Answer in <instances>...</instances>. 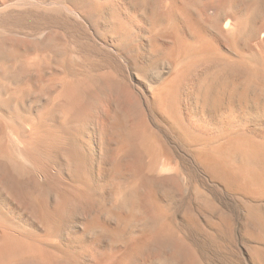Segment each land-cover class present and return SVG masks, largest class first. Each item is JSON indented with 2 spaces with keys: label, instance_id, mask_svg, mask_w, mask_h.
<instances>
[{
  "label": "bare ground",
  "instance_id": "1",
  "mask_svg": "<svg viewBox=\"0 0 264 264\" xmlns=\"http://www.w3.org/2000/svg\"><path fill=\"white\" fill-rule=\"evenodd\" d=\"M143 24L154 33L169 38L173 46L170 59H176L175 62L190 55L215 54L216 39L226 47H238L245 43L248 47H244L248 48L250 56L259 58L258 65L254 66L253 61H250L252 67H246L249 71L245 74L246 68L241 65L245 64L247 57L245 59L240 54L232 64L224 60V63L218 61L219 64L215 67L218 69L212 75L216 76L218 71L221 76L219 81L225 86L221 85L227 88L230 83V87L236 84L232 82L235 75L243 74L238 95L244 98L251 92L249 95L254 94L264 99V84L256 87L252 83L253 78L258 76L257 72L264 69V0H106L99 6L95 4V0H0V264H15L19 257L28 260L31 254L33 258L36 256L42 259V264L45 261L49 264H57V261L60 264H75L70 263V256H67L69 259L59 256L62 254L51 246L49 249L57 255L55 252H48V248H42L43 244L41 247L36 244L40 241L36 242L42 231H39L41 235L32 231L35 224L40 223L46 236V240L43 238L45 241L40 242H46L44 246L49 242L51 244L50 239L54 238L52 234L61 226L63 219L67 214L77 211L88 218V228L99 230L107 242L111 244L115 239L122 242L120 245L112 244L101 249L103 251L94 256L92 253L94 258L91 264H123L129 260L132 250L142 248H150L160 264H196L198 259L194 246L181 241L174 219L169 217L167 211L160 207L159 200L157 201V189H164L168 176L157 177L155 169V174L150 169L151 141L146 135L148 130L153 132V129L140 121L137 123L142 131L141 135L147 130L144 137H147L148 143L139 135L140 144L142 140L144 143L140 147L132 137V130L125 131L120 115L117 116L112 110H108L107 120L105 118V123L102 122L103 126L97 129V134L102 140L106 138L112 146L109 158L111 180L116 187L123 182L127 187L125 192L123 189L115 191L114 205L105 212L111 220V226L101 221V213L94 214L97 211L95 204L100 205L97 200L100 190L95 186L91 172V125L81 97L84 96L83 91L99 89L100 84L105 85L113 79L110 67L103 66L99 73H94L95 68H91L95 60L93 58L103 54L114 57L125 66L130 77L141 82L148 68L147 60L136 58L138 61L135 62L129 44L137 38ZM73 27L77 28V33L84 27L83 31L89 39L100 32L103 36L101 41L92 37L93 46L96 45L98 49H93L92 44L86 43L85 46V43L78 41L77 38L80 37H76V34L75 39L70 33ZM241 67L243 73L238 74ZM87 71H92L91 76L96 78L91 80L88 77L89 81ZM80 75L90 82L86 81L87 89L82 84L75 87L78 85L76 80L72 83L73 77L78 79ZM208 79L209 77L206 81ZM206 84H203L205 93L202 90V96L205 97V102L211 103L217 94L214 96V85ZM223 87L219 86L218 89ZM168 106L172 104L169 103ZM169 110L172 114L173 110ZM117 111L122 112L120 106H117ZM184 132L185 136L191 135L188 129ZM157 143L160 144V141ZM205 146L194 152L200 164L211 176L225 184L235 185L239 172L235 174L221 164V157H215L212 154L214 151L208 153L209 145L207 148ZM237 147L244 152L249 150L243 144H238ZM126 174L127 182L123 179ZM189 215L191 214L188 213ZM130 222H139L144 234L131 230L126 235L125 228ZM120 224L125 227H120ZM39 259L35 260L41 264Z\"/></svg>",
  "mask_w": 264,
  "mask_h": 264
},
{
  "label": "rangeland",
  "instance_id": "2",
  "mask_svg": "<svg viewBox=\"0 0 264 264\" xmlns=\"http://www.w3.org/2000/svg\"><path fill=\"white\" fill-rule=\"evenodd\" d=\"M105 1L95 0V4L99 6ZM83 29L85 28L83 27L82 31L77 33V28L73 27L70 33L74 37V34H76V37H80L77 38L78 41L85 43V46L92 44L91 47L96 49V45L93 46V38L101 41L103 36L98 32V35L95 33L96 36H92L93 38L89 39V36L85 34ZM79 33L82 36L85 35L82 37ZM138 33L137 38H134L129 46L135 62L141 59L147 60L146 77L144 76L145 78L143 77L144 79L142 78L141 82H136L129 76L130 73L128 74L125 66L116 61L114 57L111 56V58L107 54H103V56L93 54V56H96L93 58L95 60L91 64V68H95L94 73L96 71L97 73L101 72L99 70L107 66L113 72L111 76L113 79L105 85L100 84L101 88L99 89H94L91 92H87L88 90L83 91L85 98L84 96L81 97L85 103V105L83 103V108H87L86 112L91 125L89 131V138L93 143L90 149L91 153H89L91 172L94 176L95 186L100 190L97 195L100 205L98 204L97 206V203L95 204L97 211L94 214L101 213V221L111 226V220L106 213L114 205L112 204L115 200L114 193L119 189H123L122 191L125 192L127 187V184L124 182L116 187L114 181L111 180V176H109V158L112 146L106 138L102 140L100 135H98L99 130L97 131V129L103 126L102 122L104 121L105 123L108 113L115 111L117 116L120 115L119 119L125 131L129 132V130H132L131 134H133L132 137L136 140V143L140 144L138 138L142 132L139 129L140 127L137 126L139 121L153 129V132H151L152 130H146L148 132L146 136H149V141L153 142V144L149 142L152 152H150V169L153 171L155 169L156 174L155 171L153 173L156 176H168L167 181L169 180V182L166 181L167 185L165 184L166 182L164 183L167 187L164 186L163 190L157 189V201L159 200L160 207L165 212L167 211L166 213L169 217L172 220L174 219L173 223L179 230L178 234L180 236H178L179 238L181 237V241L183 240L185 244L194 246L193 248L198 259L196 264L197 262L198 264H264V99L254 94L249 95L251 92H249V96L247 95L244 98L238 95L242 82V67L240 73H238L241 75L233 77L236 79L232 81L233 84L236 82L233 85L234 87H230L232 85L230 83L227 85V88H224V83L219 81L221 76L218 71L216 76L212 75L218 69V67L215 69L216 65L224 62L231 63L240 54L244 55L243 58L245 59L247 57L245 64L241 65L244 69L252 67L250 61H253L254 66L258 65L259 58L250 56V53L247 52L248 48L245 49L246 47H244V45L247 46L245 43L238 47H226L219 39H216L217 41L214 40V43L217 44L214 45L217 49L215 54L211 56L190 55L191 57L180 58V61L177 60L178 62H175L176 59L174 61L172 57L170 59V56L173 54V46L166 35L154 33L144 24L142 25V30ZM85 36H87V39ZM219 45H222L221 48ZM223 60L224 62H222ZM218 61L220 62L218 63ZM254 61H256V64ZM248 62L251 63V66ZM246 64L249 66H245ZM246 71H249L248 68L244 70L245 74L247 73ZM263 71L258 72L262 74ZM258 72V76L252 80V83L256 87L264 84V74L261 76ZM86 73L89 75H86L87 78L91 77V80L94 79L95 76H91L93 75L92 71H87ZM82 76H77L78 79L73 77L74 80L71 78L73 80L72 83L76 80L78 84L75 87H79L81 84L84 86L90 81L89 78L88 81V79H85V76ZM205 76L209 77L208 81H206L208 77L206 79L203 78ZM210 77L211 79L213 78L215 83H212L213 81ZM77 80L80 82H77ZM86 81L88 82L86 83ZM208 83L214 85V96L217 94L216 97L218 98L216 99L215 97L211 103L205 102V97H203L205 93L203 84L209 85ZM219 86L223 88L218 89ZM165 98L168 99L172 106H168L169 103ZM163 100L168 104H164ZM117 106L121 107L122 112L117 111ZM169 109L173 110L172 114ZM128 126L131 128L129 129ZM187 129L191 135L186 134L185 136L186 131L184 132V130ZM146 131L143 132L146 134ZM144 133H142V137H144ZM149 133L152 135H149ZM141 136L140 138H142ZM146 138L144 137L145 141ZM157 139L160 141V144L162 143L161 145L157 143ZM95 140L101 141L100 145ZM147 141L145 143H148ZM142 142L138 146L141 147L144 144ZM238 144L245 145L249 150L247 152L240 150L237 147ZM205 145H209L208 153L214 151L212 153L214 156L221 157L219 158L221 164L225 165L232 172L234 171L235 174L239 172L237 174L238 181L235 185L225 184L216 177L211 176L200 164L201 162L197 159L194 152ZM207 146L205 147L207 148ZM210 147L215 148L216 151L218 150L217 152H221L217 154L215 150L212 149L211 151ZM152 164H156V166H152ZM123 179L125 182L128 181L127 174L123 176ZM165 189L169 190L165 191ZM170 190H173L172 194ZM99 206L100 208L103 207V209H100ZM188 213L192 216H188ZM83 216L78 211L67 214L63 219L64 222L62 221L61 226L52 234L54 238L51 237L52 235L50 236L51 244L47 238L49 242V244L47 242L49 245H46L47 247L44 246L46 242L41 243L46 240L43 226L40 223L35 224L40 230L35 227L36 229L34 228L32 232L39 234L42 231V235L39 234L42 237L39 236L38 240H36L35 233L33 234L36 242L41 241L36 244H40V247L43 244L42 248H45V250L52 247L53 250L62 254L59 255V253V256H66V258L70 256V263L91 264L93 263L92 258H94L92 257V253L94 256L95 253L103 251L106 247L112 246V244L120 245L122 243L120 239L113 240L111 244L107 242L99 230L97 231V229L91 227L88 228V218ZM85 227L88 229H85ZM120 227L124 228L125 225L120 224ZM142 229V225L139 222H130L129 226L125 228V233L127 235L128 232L134 230L137 233L144 234ZM29 232V236H31V230ZM23 239L28 241L27 238ZM50 251L55 252L52 249L48 250V252ZM32 255H30L28 260L19 257V260H22V262L19 263V260H17L15 264H40L37 261L39 258L35 256L36 258H34L37 259L35 260ZM155 259L156 257L150 248L135 249L132 250L129 260H126L123 264H160ZM41 260L39 259L40 262ZM45 262V264H49L47 261ZM57 264L60 263L57 261Z\"/></svg>",
  "mask_w": 264,
  "mask_h": 264
}]
</instances>
